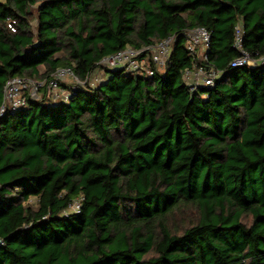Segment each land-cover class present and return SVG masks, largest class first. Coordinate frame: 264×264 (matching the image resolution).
Here are the masks:
<instances>
[{"label":"trees","instance_id":"obj_1","mask_svg":"<svg viewBox=\"0 0 264 264\" xmlns=\"http://www.w3.org/2000/svg\"><path fill=\"white\" fill-rule=\"evenodd\" d=\"M238 26L264 56V0H0V106L11 77L85 79L175 38L155 75L106 69L0 116V264H264V65H232ZM202 64L219 77L190 91Z\"/></svg>","mask_w":264,"mask_h":264},{"label":"built area","instance_id":"obj_2","mask_svg":"<svg viewBox=\"0 0 264 264\" xmlns=\"http://www.w3.org/2000/svg\"><path fill=\"white\" fill-rule=\"evenodd\" d=\"M241 26L236 28L235 46L241 50L242 55L232 62V65H264V56L251 57L242 48ZM187 47L194 58L207 60V52L210 48L211 33L204 27H198L187 32ZM175 38L167 37L157 44L148 45L140 49L125 48L114 54L103 57L98 66L86 76L80 78L72 68L60 67L47 80L32 77L15 76L7 80L4 87V100L0 106V116L7 111L15 112L27 105V98H39L41 91L46 88L48 96L55 102L68 100L71 90L78 87L94 88L104 81L106 69H126L131 72L145 73L148 76L155 75L166 69L173 49ZM219 77V72L213 67L202 64L197 68L185 70V84L190 91H196L201 87H212ZM76 211L80 210V203L73 205ZM3 240L0 239V244Z\"/></svg>","mask_w":264,"mask_h":264}]
</instances>
